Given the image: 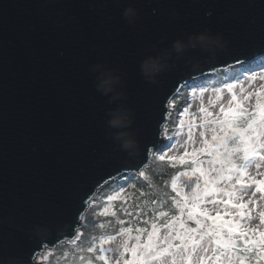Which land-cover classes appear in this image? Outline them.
Instances as JSON below:
<instances>
[{
  "label": "water",
  "instance_id": "1",
  "mask_svg": "<svg viewBox=\"0 0 264 264\" xmlns=\"http://www.w3.org/2000/svg\"><path fill=\"white\" fill-rule=\"evenodd\" d=\"M205 30L226 47L173 52L155 83L142 76L146 57ZM262 55L264 0H0V264H44V251L76 238L85 191L118 171L140 176L149 164L143 149L162 102L196 78ZM95 65L121 75L123 99L109 103L97 91ZM117 104L132 112V154L106 135ZM45 239L52 246L38 250Z\"/></svg>",
  "mask_w": 264,
  "mask_h": 264
},
{
  "label": "snow or ice",
  "instance_id": "2",
  "mask_svg": "<svg viewBox=\"0 0 264 264\" xmlns=\"http://www.w3.org/2000/svg\"><path fill=\"white\" fill-rule=\"evenodd\" d=\"M237 63L239 64L240 62L238 61ZM241 71L243 72L244 70L241 69ZM257 78L264 81V71L251 72L246 77L248 82H252ZM239 83H243V81H239ZM225 87L229 93H233L235 84L228 83ZM232 99L236 101L234 93ZM172 108V98L167 100L166 108L162 102V115L156 122L153 139L144 145L143 157L145 160L149 154H156L159 155V160L163 161L167 155L164 149L171 150L174 147L171 141L175 137L168 136V128L163 115V113ZM257 109L258 113L256 115H250L247 121H241L240 117L244 116L246 109L236 101L234 107L221 108L222 117L207 120L206 126L212 132L211 140L205 139L203 146L194 149L191 153L184 152V156L179 158L178 163L181 165L185 164L184 157L190 156L191 164L188 166L192 168L193 174L199 172V177H204L206 176L202 166L204 161L198 159V155L207 153L209 156L214 157L207 162L208 165L214 166L218 164L220 166L219 168L212 167L211 169L216 179L211 182L205 180L203 188L198 182L199 177H196L197 182L194 187L192 182L189 181V187L192 189L190 197L186 196L182 200L175 201L180 215H175L176 209H170L169 212H158L159 217L168 221L164 224L165 234L162 239L155 238L158 228L156 223H152L151 231L147 234V241L133 244L126 249L131 252L133 259L125 260L124 264H186V262L190 264L193 256L197 257L202 264L203 257L200 254L209 252V245L213 244L218 246L220 251V255L216 256L217 261L224 257L230 262L241 260V264H243L241 257L234 256V252L239 251L242 245L243 251L248 253H251L255 248H260L261 258L264 259V231L259 232L257 238L254 235H249L250 230L241 228L239 220L245 217V204L239 202L233 204L232 202L234 197L237 201L239 200L237 188L240 190L246 189L245 180H250L256 186L257 191H264V181L252 179L251 176L247 175L251 165L255 164L257 169L264 165V154H262L264 153V102L261 99L257 100ZM184 111H187V109L185 108ZM201 111H204V109H201ZM205 115L211 117L212 113L205 112ZM243 123H247V129L252 131V135H248L247 130H241L240 126ZM254 125H258L260 128L259 133L256 132ZM201 127H204V125H201ZM217 131L219 132L218 135ZM205 135V132L200 133L201 137ZM189 138H191V134H189ZM230 144L233 146L230 147ZM240 152H243L242 157L239 156ZM237 159L244 162L238 163ZM123 175V173L118 171L116 176L109 175L107 180L101 178L102 182H98L85 191L79 197V206L72 223L79 224L81 220L87 218L86 210L91 211L100 207L101 202L97 201L98 193L96 190L98 188L106 187L109 183L120 180ZM143 175L144 172L141 171L140 176ZM231 180H235V183L226 191L216 186L217 181ZM173 188H175V184H173ZM220 193L225 195L226 199L216 200L212 198ZM107 199L111 201L113 197L109 195ZM219 204H224L225 206L224 216H233L234 219L222 218L219 210H217ZM209 206H211V211H216L215 215L211 214ZM106 213L107 209L101 211L99 215L104 216ZM170 214L171 219L169 220ZM140 215L143 216L144 213L142 212ZM260 221L261 224H264V212L260 214ZM189 222H191V225ZM144 223H148V221H144ZM136 230L140 231V229ZM136 240L139 241L140 237H136ZM52 243L53 241L51 240H38L36 247L39 250L41 244L51 247ZM93 251L92 247L87 248L88 253ZM100 251L104 253L105 249L101 247ZM107 251H115L118 255H124L119 249H107ZM99 259L104 264H108L109 257L106 254L100 255Z\"/></svg>",
  "mask_w": 264,
  "mask_h": 264
},
{
  "label": "trees",
  "instance_id": "3",
  "mask_svg": "<svg viewBox=\"0 0 264 264\" xmlns=\"http://www.w3.org/2000/svg\"><path fill=\"white\" fill-rule=\"evenodd\" d=\"M179 94L175 97V101L180 97ZM264 101V93L256 94L255 107L256 109L243 117L241 121H247L250 115H256L257 100ZM241 130H247L248 135H252V131L247 129V123H243ZM256 130L258 125L253 126ZM174 130V129H172ZM219 132L217 131V135ZM212 135V134H211ZM232 147L233 145H229ZM191 153V152H189ZM184 153L179 156H165V160H159V156L152 155L149 164L144 168L143 176L130 174L121 177L120 180L109 183L106 187L101 188L97 194V201L101 202L100 207L95 210L86 211L87 218L83 220V225L78 230L77 236L72 241L63 242L56 248L49 250L46 257V264H104L99 259V256L106 254L109 257V243L117 238L126 236L131 242L130 246L136 243H145L147 241V234L151 231L152 223L157 224L158 231L164 230V224L168 221L158 216V212H169L170 209H176L175 215L179 216L180 211L177 208V200H182L184 197L191 195V187L187 188L181 185L183 178L185 181L194 178V185L196 184V177H199V172L193 174L191 164V157H184L186 163L181 165L178 163L179 158L183 157ZM243 156V152L239 153ZM214 157L207 153H200L198 159L203 160L206 176L199 177V184L201 188L204 186L205 180L211 182L216 179L212 172V167L219 168L220 166H209L208 161ZM238 163L244 161L237 159ZM194 167V166H193ZM221 181H217L220 183ZM175 184V188H173ZM188 185L187 183H185ZM122 187V190H121ZM111 195L113 200L109 201L107 196ZM213 198V197H212ZM155 201V203H153ZM107 209L104 216L99 215L101 211ZM144 213L141 216V213ZM215 215V214H212ZM222 218H226L224 214H220ZM171 214L169 215V220ZM123 221V223H122ZM148 221V223H144ZM191 223V222H190ZM101 225H103L101 227ZM127 229V231H125ZM136 229H140L137 231ZM136 237H140L137 241ZM156 239H162V237ZM130 246H122L120 252L124 255H119V259L112 262L109 257L108 264H124L125 260H132V254L126 249ZM92 247V253L87 252V248ZM101 247L105 252L100 251ZM216 253L220 251L218 247L215 248ZM239 257L247 264H264V259L261 258V249L255 248L251 253L244 252L243 249L236 251Z\"/></svg>",
  "mask_w": 264,
  "mask_h": 264
},
{
  "label": "rangeland",
  "instance_id": "4",
  "mask_svg": "<svg viewBox=\"0 0 264 264\" xmlns=\"http://www.w3.org/2000/svg\"><path fill=\"white\" fill-rule=\"evenodd\" d=\"M241 69L244 71L242 72ZM259 71H264V55L252 62L230 66L223 70H217L203 77L196 78L187 84V86H184L178 93V95L181 94L180 97L176 101L175 97L178 95L172 99L173 108L169 109L167 116L166 126L168 128V136L175 137V139L171 141L172 145H174L171 150L164 149V152L167 153L166 156H179L184 152H192L194 149L202 147L205 139L211 140L212 132L206 126L207 120L222 117L221 108L227 109L229 106L234 107L236 101H238L244 108L250 109V112L254 111L256 109V94L264 93V81L257 78L252 82H248L246 77L251 72ZM239 81H243V83H239ZM228 83L235 84L233 93L236 96V101L232 99L233 93H229L225 87ZM185 108L187 111H184ZM201 109H204V111H201ZM205 112L212 113V116L207 117ZM201 125H204V127H201ZM201 132H205L206 135L201 137ZM256 132H260L259 127ZM189 134H191V138H189ZM152 155L159 156L156 154ZM247 175L251 176L252 179L264 181V165L260 169H257L255 164L251 165L247 171ZM185 179L183 178L180 182L181 185L189 188V181L194 185V178H190L188 181H185ZM234 183L235 180L221 181L216 186L226 191ZM244 183L247 185L246 189L240 190L237 188L239 200L237 201L234 197L232 202L233 204L237 202L245 204V217L239 220L240 227L250 230L249 235H254L258 238L259 232L264 231V224H261L260 221V214L264 212V191H257L256 186L250 180H245ZM213 199L223 200L226 199V196L220 193L214 196ZM224 207V204L217 206L220 214H224ZM209 208L211 211V206ZM211 214H216V211H211ZM225 219H234V217L228 216ZM189 224L191 225L190 222ZM164 234V230H160L157 233V238L163 237ZM130 244L129 239L123 236L122 238L112 240L109 243V249H119L120 251L122 246H130ZM209 248V252H202L200 254L203 257L202 264H241V260L230 262L224 257H221V260L217 261L216 256H219L220 253H216V246L214 244L209 245ZM49 250L44 251L38 257V260L46 264V254H48ZM234 256L239 257V254L234 252ZM109 257L114 262L120 256L113 251L109 252ZM190 264H201V261L193 256ZM243 264L247 263L243 261Z\"/></svg>",
  "mask_w": 264,
  "mask_h": 264
},
{
  "label": "clouds",
  "instance_id": "5",
  "mask_svg": "<svg viewBox=\"0 0 264 264\" xmlns=\"http://www.w3.org/2000/svg\"><path fill=\"white\" fill-rule=\"evenodd\" d=\"M123 16L130 23L133 22L136 16L135 9L131 6L125 8ZM226 45L227 41L219 34L213 36L205 30L190 35L187 41L181 39L175 40L170 50H165V52L155 57H146L141 61L140 71L148 82L155 83L156 77L170 67L169 60L173 52L177 56H182L187 49L200 48L202 51L215 55L217 50L225 48ZM91 70L98 72L95 87L102 95L109 96V103L124 98V92L117 89V85L121 81V75L115 69L95 65ZM132 123L133 116L131 110L122 104H117L115 108H110L107 112L106 135L117 142L121 150L129 154L134 153L138 148V141L130 130Z\"/></svg>",
  "mask_w": 264,
  "mask_h": 264
}]
</instances>
